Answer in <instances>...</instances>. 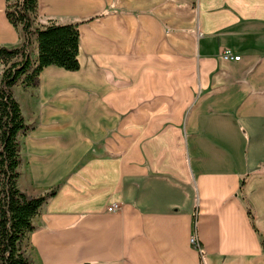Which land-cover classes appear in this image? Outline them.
I'll list each match as a JSON object with an SVG mask.
<instances>
[{"label": "crops", "instance_id": "crops-1", "mask_svg": "<svg viewBox=\"0 0 264 264\" xmlns=\"http://www.w3.org/2000/svg\"><path fill=\"white\" fill-rule=\"evenodd\" d=\"M37 6L34 30L78 23L79 69L11 89L18 186L54 190L24 242L32 264H264V0ZM4 9L0 47L17 48Z\"/></svg>", "mask_w": 264, "mask_h": 264}, {"label": "trees", "instance_id": "trees-1", "mask_svg": "<svg viewBox=\"0 0 264 264\" xmlns=\"http://www.w3.org/2000/svg\"><path fill=\"white\" fill-rule=\"evenodd\" d=\"M37 8V0H5V17L12 27L20 28L23 40L17 48L0 47V264H32L24 242L34 230L33 219L39 209L54 195L51 190L30 197L18 186L21 161L18 134L27 126L11 89L19 80L23 89L36 88L40 73L49 66L68 72L79 69L78 23L58 25L49 21L47 26L34 30ZM33 36L37 43L35 61L30 57ZM247 213L253 225L249 209Z\"/></svg>", "mask_w": 264, "mask_h": 264}, {"label": "built area", "instance_id": "built-area-1", "mask_svg": "<svg viewBox=\"0 0 264 264\" xmlns=\"http://www.w3.org/2000/svg\"><path fill=\"white\" fill-rule=\"evenodd\" d=\"M220 59L224 62H230V61L236 62V61H239L240 57L233 55V53L225 49L220 53ZM117 210H118V206L116 204H112L107 208L108 212H114ZM189 243L194 249L200 251V245L197 239L195 238V236L190 237Z\"/></svg>", "mask_w": 264, "mask_h": 264}]
</instances>
